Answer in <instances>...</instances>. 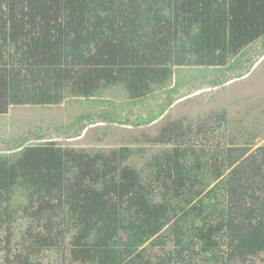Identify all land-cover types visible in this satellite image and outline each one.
I'll use <instances>...</instances> for the list:
<instances>
[{
  "label": "trees",
  "instance_id": "16d2710c",
  "mask_svg": "<svg viewBox=\"0 0 264 264\" xmlns=\"http://www.w3.org/2000/svg\"><path fill=\"white\" fill-rule=\"evenodd\" d=\"M263 37L264 0H0V114L113 85L133 101L162 88L166 103L149 124L186 85L172 83L179 68H235L229 60ZM218 118L165 125L154 142L166 148L142 169L126 163L130 145L8 148L0 264H42L43 253L64 248L73 264H239L264 254V144L213 142Z\"/></svg>",
  "mask_w": 264,
  "mask_h": 264
},
{
  "label": "rangeland",
  "instance_id": "374dc122",
  "mask_svg": "<svg viewBox=\"0 0 264 264\" xmlns=\"http://www.w3.org/2000/svg\"><path fill=\"white\" fill-rule=\"evenodd\" d=\"M231 62H235V68H179L172 83L181 78L187 81L186 85L173 94L177 100L172 106L149 124L145 120L149 113L159 111L160 104L166 103L168 93L162 88L134 101L124 86L113 85L103 87L91 99L68 96L59 105H14L7 114H0V154L24 141L27 145L54 140L63 146L104 152L130 145L133 153L126 163L142 169L155 153L166 148L154 142L165 125L183 121L196 129L198 121L203 119L215 125L222 114L224 120L220 126L216 125L218 136L213 142L237 138L241 144L253 143L255 149L264 144V37L238 58H231ZM211 80H219V85L214 86ZM88 112L92 113V120L78 119ZM39 135L44 138L38 140ZM26 226L24 220L13 226L15 235L10 244L13 251L19 249L16 244L22 241ZM6 238V231L0 229L1 244L4 245ZM65 249L46 251L39 260L42 264H73ZM0 262H5L3 250H0ZM239 264H264V254Z\"/></svg>",
  "mask_w": 264,
  "mask_h": 264
},
{
  "label": "clouds",
  "instance_id": "9594fccd",
  "mask_svg": "<svg viewBox=\"0 0 264 264\" xmlns=\"http://www.w3.org/2000/svg\"><path fill=\"white\" fill-rule=\"evenodd\" d=\"M10 110V109H9Z\"/></svg>",
  "mask_w": 264,
  "mask_h": 264
}]
</instances>
